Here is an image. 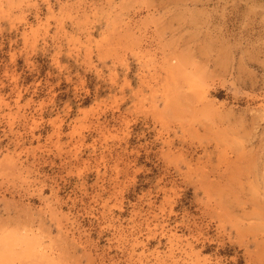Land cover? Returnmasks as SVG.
<instances>
[{"label":"rangeland","instance_id":"obj_1","mask_svg":"<svg viewBox=\"0 0 264 264\" xmlns=\"http://www.w3.org/2000/svg\"><path fill=\"white\" fill-rule=\"evenodd\" d=\"M0 264H264V0H0Z\"/></svg>","mask_w":264,"mask_h":264}]
</instances>
